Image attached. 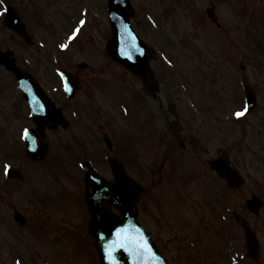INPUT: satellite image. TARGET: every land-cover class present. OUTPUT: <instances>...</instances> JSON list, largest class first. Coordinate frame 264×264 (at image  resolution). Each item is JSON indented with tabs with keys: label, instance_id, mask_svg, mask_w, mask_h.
Wrapping results in <instances>:
<instances>
[{
	"label": "rangeland",
	"instance_id": "obj_1",
	"mask_svg": "<svg viewBox=\"0 0 264 264\" xmlns=\"http://www.w3.org/2000/svg\"><path fill=\"white\" fill-rule=\"evenodd\" d=\"M43 2L44 7L46 4L48 7L54 5L60 11L66 10L69 4L66 0H23L22 3L18 2V7L21 5L29 15L34 10L33 6H39ZM133 2L135 10L132 21L138 26V32L151 35V32L155 31L153 29L157 28L155 32L161 37L163 34L166 37L162 41L161 51L154 49L151 60L158 82L152 94L142 86L135 74L105 55V44L109 35L107 29H103L102 21L95 17L98 15L96 13H92L93 19L88 22L89 26L85 27L79 38L64 53L57 49L55 42L58 41L57 36L62 33L60 30H70V23L75 22L71 19L78 17L76 15L71 18L70 12L53 18L55 25L42 26V35L40 38L34 37V44H26L16 35L10 40L13 42L11 45L7 38L1 37V44L10 47L14 58L23 69L34 73L39 82H44L49 92L59 85L54 74L55 68H65L76 78L77 89L73 97L66 99L63 96V100H69L67 112L70 114V109L76 106L79 115H85L77 119L78 127L79 122L87 124L85 129L82 128L83 133L96 134L98 137L110 135L116 160L121 162L124 155L126 156V162L122 161L125 166L130 163L127 171L144 187L138 196L141 219L152 237L157 239L170 264H264V209L257 217L248 216L251 223H254L252 226L260 242L261 258L258 261L245 255L243 235L231 216L233 210L241 215L248 213L243 208V203L251 194L264 195V0H146L139 5L135 0ZM210 2L216 7L221 28H216L206 18L205 8ZM101 4V0L93 2L96 6ZM168 4L173 7L172 10L178 12L176 14L179 19H174L173 16H159L163 12L161 5ZM140 5L145 8L143 14ZM45 10V14L50 11L48 8ZM229 25L239 26L243 32L237 33L234 39L227 41L224 30L227 32ZM142 26H145L146 30H142ZM191 26L194 29L207 27L206 35L191 33ZM176 29L182 34L178 35ZM208 29L212 32L207 33ZM0 32L8 33L5 28L0 29ZM158 35L156 34L153 40L160 43ZM145 38L153 47H158L150 36ZM66 40L68 39L61 42ZM51 49H54L55 53ZM93 51L104 52L109 66L103 67V62L94 58ZM83 61L88 65L79 68L78 63ZM241 63L245 65L243 74L254 86L256 106L253 112H246L238 118L235 112L244 108V95L240 86ZM2 69L0 66V75H7L3 80L5 81L9 74L4 73ZM217 71L226 74L224 79L221 75L219 77L224 89L236 87L238 94L230 89L229 96L226 97L221 91H217L218 88H211L216 84L212 83ZM228 76L232 78V85L228 82ZM7 89L8 87L4 86L0 94V126L4 122L3 112L8 101L4 97ZM13 89L10 81L9 90H12V93ZM216 93L221 96L220 99L215 98ZM213 99L217 100L211 104V109H208L207 103ZM92 100H95L94 103ZM124 100L129 104H120ZM148 100L152 103H147ZM85 101L88 102L87 105ZM143 103H147L146 112ZM229 106L233 109H228ZM225 107L228 108L223 109ZM125 108L124 113H129L128 116H123L120 111ZM192 114L196 116L197 121L192 120ZM10 119L13 121L15 134L18 135L21 125L24 126L27 122L23 118V110H17L15 116L11 112ZM232 120L237 123L231 122ZM118 124L124 128V136L118 129ZM71 127L70 125L65 130L46 135L48 149L43 162L38 165L32 164L29 157H26L22 151V142L21 145L17 143L18 159L9 153V148L5 146L4 150L0 147V231H7L5 227L9 230V233L3 234L6 241L0 235V245L2 244L3 249L4 246L14 247L23 257L26 256V248L33 247L36 251V264H40L43 258L51 264H99L91 241L88 239L89 246L82 239L87 237V229L76 228L75 231V219L68 222V227L64 226L65 232L75 234L76 244L79 245L76 248L62 235L59 227L55 225L57 217L51 214L53 210H58L66 214L65 217L72 219L76 211L78 221L81 218L88 219L85 203H82L83 210L80 207L75 210L70 191V188L74 191L77 187L80 191L82 188V182L76 183V179L74 182V174L72 175L70 168L66 166L69 165V153L74 152L70 166L76 154L78 157L81 155L77 147L81 129L77 128L75 133ZM0 136H4L1 127ZM3 139L1 138V141ZM6 139L7 137L4 140ZM61 142L64 147L60 146ZM1 144L4 145L3 142ZM170 144L168 150H162ZM222 155H228L232 166L244 177V183L240 186L223 187L217 184L209 171L208 160ZM2 160H6L7 165L21 169L24 177L21 183L5 178L3 171L6 164ZM95 167L102 174L109 176V169L105 164L95 163ZM58 169L63 172L62 176L59 175L60 181H56L60 174ZM73 170L79 175L76 166ZM53 181H56V186L52 184ZM15 184H19V188L13 189ZM32 184L33 192L47 198V204L44 199V211H40L41 200L35 196L31 197L29 191L18 199L9 195L10 191L19 193L23 191V187L29 188ZM188 185H191L188 197H179ZM62 186L66 188L62 189ZM179 198L181 200L178 204L176 202ZM203 198L208 199V202ZM12 200L14 202L11 203ZM14 210L25 213L34 222H42L40 217L48 219V215L53 221L44 225L40 222L33 231L18 232L5 216L12 215ZM11 221L14 226L15 223L12 219ZM200 226L207 232L205 236L204 233L201 235L195 232L200 230ZM15 227L17 228L16 225ZM219 234H222L223 239L221 237L219 242H216ZM192 237L197 242L199 240L198 244L201 242V246L199 244L197 247L192 243ZM210 248L217 250L218 254L213 257ZM231 256L237 260L235 263H231Z\"/></svg>",
	"mask_w": 264,
	"mask_h": 264
},
{
	"label": "water",
	"instance_id": "obj_2",
	"mask_svg": "<svg viewBox=\"0 0 264 264\" xmlns=\"http://www.w3.org/2000/svg\"><path fill=\"white\" fill-rule=\"evenodd\" d=\"M117 1L119 0H110V5H112L110 8L112 12L116 13V16L112 19L113 39L108 43V52L113 58L132 67L149 83L148 79L150 77L147 66L149 52L127 23V11L129 7L127 0ZM7 25L21 32L22 27L18 21L8 22ZM30 87L32 88L33 84ZM25 94L29 98L30 94L28 92ZM35 114L38 117V113L35 112ZM27 140L30 154L34 157L40 156L43 151L42 144L37 139H35V143H32L29 137H27ZM226 161V158L213 160L210 162V165L219 168L220 173L223 175L232 177V172L227 168ZM84 170L87 179L86 192L91 202V231L99 249L101 263L166 264L147 233L136 220L134 196L137 188L135 184L127 181L119 167L115 165L113 166L117 183L115 187L102 182L90 167L85 166ZM103 200L116 205L120 212V217L105 212L102 206ZM116 229L124 230L122 237H127L128 242L125 243V247L123 248L116 247L115 251L109 256V251L114 247L113 242L118 239ZM137 244L144 245L142 253L134 250Z\"/></svg>",
	"mask_w": 264,
	"mask_h": 264
},
{
	"label": "snow or ice",
	"instance_id": "obj_3",
	"mask_svg": "<svg viewBox=\"0 0 264 264\" xmlns=\"http://www.w3.org/2000/svg\"><path fill=\"white\" fill-rule=\"evenodd\" d=\"M0 3H3V0H0ZM85 23V21L84 20H81L80 21V25H83ZM80 29H79V26L77 27V29L72 33V37H74L76 34H77V32L79 31ZM72 37H69V39H71ZM60 47L61 48H64V47H66V45H64V44H62V45H60ZM70 90V89H69ZM248 111V109H247V107L245 106L242 110H238V111H236L235 112V116L236 117H241V116H243L246 112ZM27 130L25 131V137H27ZM33 142H34V140H33ZM10 167H11V165H5L4 166V171H5V174H7L8 173V171H9V169H10ZM124 232V230L123 229H116V235H117V241H114L113 242V245H114V247L109 251V256L111 255V253L112 252H114L115 251V248L116 247H119V248H123V247H125V243L126 242H128L127 241V237H122V233ZM135 251H137L138 253H142L143 252V250H144V245H139V244H137V246L135 247V249H134ZM154 255V254H153Z\"/></svg>",
	"mask_w": 264,
	"mask_h": 264
}]
</instances>
